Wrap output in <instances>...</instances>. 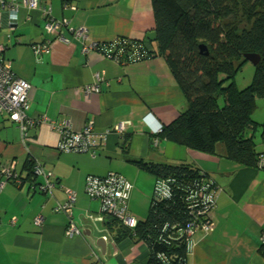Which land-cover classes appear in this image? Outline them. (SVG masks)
<instances>
[{"label": "crops", "instance_id": "obj_1", "mask_svg": "<svg viewBox=\"0 0 264 264\" xmlns=\"http://www.w3.org/2000/svg\"><path fill=\"white\" fill-rule=\"evenodd\" d=\"M40 5L49 7L55 20L68 21L69 28H86V44L144 40L153 32L150 0H40ZM44 22L37 9L20 7L14 24L0 10V45L5 47L0 57L10 62L16 78L30 85L26 118L61 117L74 131L91 122L97 133L119 123L130 125L122 138L110 133L91 157L58 152L59 135L45 125L28 127L22 136L19 126L0 113V167L14 163L17 175L0 190V264H145L142 243L113 241L101 223L86 218L98 213L99 204L84 194L85 178L108 173L131 184L129 212L136 221L145 218L155 181L136 162L193 164L217 186L212 228L188 252L186 264H264V172L156 137L155 128L162 130L185 108L164 58L120 64L96 51L83 55L69 28L63 31L69 40L65 44L44 33ZM46 40H52L49 52L34 56L31 46ZM96 74H103L98 84ZM35 162L56 185L51 194L40 193L27 179L26 165ZM41 181L36 178L34 184ZM66 190L75 193L73 219L83 231L78 236L65 235L68 218L54 211L65 202ZM98 237L106 242L103 254L95 244Z\"/></svg>", "mask_w": 264, "mask_h": 264}, {"label": "trees", "instance_id": "obj_2", "mask_svg": "<svg viewBox=\"0 0 264 264\" xmlns=\"http://www.w3.org/2000/svg\"><path fill=\"white\" fill-rule=\"evenodd\" d=\"M150 5L152 49L143 40L123 38L119 46L120 64L128 63L138 45L145 51L141 60L164 58L183 94L184 110L156 137L264 172V152L253 141L258 127L264 141V123L251 118L257 97L264 105V0H150ZM199 46L205 48L201 54ZM245 54L259 60L251 84L238 90L234 77L247 63ZM136 164L155 181L146 216L133 229L109 217L104 228L113 241L142 243L145 264H186V229L210 222L207 200L217 186L193 164ZM26 167L35 186L32 165Z\"/></svg>", "mask_w": 264, "mask_h": 264}, {"label": "built area", "instance_id": "obj_3", "mask_svg": "<svg viewBox=\"0 0 264 264\" xmlns=\"http://www.w3.org/2000/svg\"><path fill=\"white\" fill-rule=\"evenodd\" d=\"M20 7L27 8L28 10H40L44 18L43 31L48 36H51L54 41H59L69 44V40L63 36L64 29H68L69 22L66 20H55L50 15L49 7H41L40 0H21L19 2L14 0H0V10L5 11L9 23H16L17 14ZM71 36L74 41L81 44V52L87 55L93 51L102 53L106 58L112 59L118 63L123 58L121 47L119 46L121 39H115L109 43L98 45L95 43L86 44L88 40V31L83 27L69 28ZM52 40H46L41 44H34L31 46L34 56L38 57L47 54L50 50ZM5 47L0 45V54L4 51ZM131 55L127 58L128 63L140 61L144 55V47L141 45L136 46ZM95 83H100L103 80V74H96ZM30 85L16 78L10 67V62L0 57V113L5 112L10 121L19 126L22 136H25V131L28 127L34 125H45L59 135L57 143V151L61 153H82L89 154L94 157L97 151L104 146L107 136L114 133L119 138H122L126 126L130 125L129 122L119 123L111 130H106L102 133L95 132L93 124L88 122L80 131H74L68 120L57 117L49 119L40 117L36 120H28L25 112L28 109L27 105V92ZM155 133L161 131L160 127L155 128ZM15 164L11 163L9 167H0V177L4 180L0 182V190L2 187L12 179H17L15 174ZM32 173L36 178H40L35 187L40 193L51 194L55 189V184L51 183L38 162L32 165ZM132 189L131 184L126 179L117 173H108L106 176H87L84 182V194L92 201H97L99 204V213L103 217H110L119 221L126 227L133 229L137 221L131 216L128 209V198ZM216 189L210 194L208 198V208H214L216 201ZM208 196V195H207ZM207 198V197H206ZM75 204V193L71 190L65 191V202L62 205L57 204L54 208L55 212H62L68 218V224L65 228V235L67 237L81 235V229L76 225L73 219V207ZM89 221L96 219L91 213L86 214ZM101 218V220H102ZM210 222L206 225L190 224L186 229L187 241L193 238L197 233L202 234L204 237L212 228L211 213L208 216ZM41 217L35 218L37 225L41 224ZM15 224V220H11V225ZM264 243V238L262 239Z\"/></svg>", "mask_w": 264, "mask_h": 264}, {"label": "rangeland", "instance_id": "obj_4", "mask_svg": "<svg viewBox=\"0 0 264 264\" xmlns=\"http://www.w3.org/2000/svg\"><path fill=\"white\" fill-rule=\"evenodd\" d=\"M253 74H254V65L251 64L250 62L244 64L241 70L234 77V84L236 88L238 90H242L247 86H249L251 84ZM251 118L258 125L264 123V105L259 97L255 99V108L251 114ZM260 132H261V128L258 127L257 131L254 133L253 141L256 145V151L264 152V141L261 139ZM94 217L96 218V223L100 226V221L102 216L100 215L99 210L98 213L94 215Z\"/></svg>", "mask_w": 264, "mask_h": 264}, {"label": "water", "instance_id": "obj_5", "mask_svg": "<svg viewBox=\"0 0 264 264\" xmlns=\"http://www.w3.org/2000/svg\"><path fill=\"white\" fill-rule=\"evenodd\" d=\"M155 40V33L154 32H149L145 35L144 37V47L149 51L151 50V46L150 43L153 42ZM205 50L204 46H199V51L200 54ZM207 52L204 53V55H206ZM244 59L247 62H250L251 64H253L254 66L258 63V56L255 54H245L244 55ZM39 183V182H38ZM36 183V185L38 184ZM109 220V217H103L101 220V226L103 227ZM83 233V231H82ZM204 240V236L200 233H197L193 238L189 239L187 241V250L188 252H193L196 250V248L203 242ZM96 246H98L102 252V254L105 251V246H106V242L105 239L103 237H98L95 241Z\"/></svg>", "mask_w": 264, "mask_h": 264}]
</instances>
